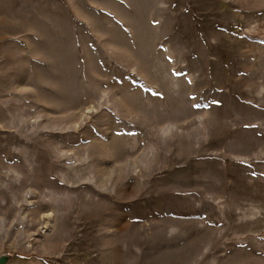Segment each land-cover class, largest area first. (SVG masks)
Returning a JSON list of instances; mask_svg holds the SVG:
<instances>
[{
	"label": "rangeland",
	"instance_id": "1",
	"mask_svg": "<svg viewBox=\"0 0 264 264\" xmlns=\"http://www.w3.org/2000/svg\"><path fill=\"white\" fill-rule=\"evenodd\" d=\"M5 264H264V0H0Z\"/></svg>",
	"mask_w": 264,
	"mask_h": 264
},
{
	"label": "water",
	"instance_id": "2",
	"mask_svg": "<svg viewBox=\"0 0 264 264\" xmlns=\"http://www.w3.org/2000/svg\"><path fill=\"white\" fill-rule=\"evenodd\" d=\"M6 257L4 255L0 256V264H5Z\"/></svg>",
	"mask_w": 264,
	"mask_h": 264
}]
</instances>
